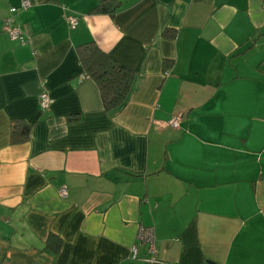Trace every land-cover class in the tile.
<instances>
[{
  "label": "crops",
  "instance_id": "0c3cea01",
  "mask_svg": "<svg viewBox=\"0 0 264 264\" xmlns=\"http://www.w3.org/2000/svg\"><path fill=\"white\" fill-rule=\"evenodd\" d=\"M21 1L0 0V264H135L140 225L167 264H264V0H118L112 17L27 0L24 45L3 30ZM86 43L133 73L123 108L103 109Z\"/></svg>",
  "mask_w": 264,
  "mask_h": 264
},
{
  "label": "trees",
  "instance_id": "16d2710c",
  "mask_svg": "<svg viewBox=\"0 0 264 264\" xmlns=\"http://www.w3.org/2000/svg\"><path fill=\"white\" fill-rule=\"evenodd\" d=\"M118 0H102L95 12L113 16L118 9ZM80 64L85 75L96 84L103 109L111 112L125 106L133 85V73L117 64L110 56L102 52L95 44L86 43L77 47ZM77 116L69 117L74 121ZM29 127L20 121H13L10 143L20 144L28 139ZM50 248H58L49 244Z\"/></svg>",
  "mask_w": 264,
  "mask_h": 264
},
{
  "label": "built area",
  "instance_id": "2783aa9c",
  "mask_svg": "<svg viewBox=\"0 0 264 264\" xmlns=\"http://www.w3.org/2000/svg\"><path fill=\"white\" fill-rule=\"evenodd\" d=\"M29 7L30 3L27 0L21 1L18 7H11L9 9V16L3 21V30L8 35L9 39L18 42L21 45H24L27 42V38L21 26L15 21V16ZM66 20L70 28L73 29L76 27L77 19L75 17L68 16ZM39 106L42 110L49 108V99L45 93L39 96ZM180 119V116H174L167 121V124L174 129H178ZM58 195L61 198H65L67 195L66 188L61 187L58 191ZM140 251H142L141 256L139 255ZM130 258L135 264H167L159 258L152 227L139 226L136 244L131 249Z\"/></svg>",
  "mask_w": 264,
  "mask_h": 264
}]
</instances>
